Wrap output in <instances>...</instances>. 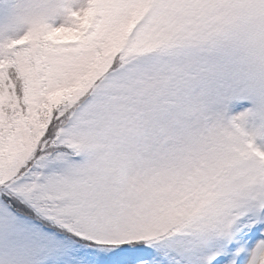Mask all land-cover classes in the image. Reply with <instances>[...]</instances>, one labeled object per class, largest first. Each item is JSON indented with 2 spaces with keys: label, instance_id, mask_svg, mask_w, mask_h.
<instances>
[{
  "label": "snow or ice",
  "instance_id": "1",
  "mask_svg": "<svg viewBox=\"0 0 264 264\" xmlns=\"http://www.w3.org/2000/svg\"><path fill=\"white\" fill-rule=\"evenodd\" d=\"M0 264H264V0H0Z\"/></svg>",
  "mask_w": 264,
  "mask_h": 264
}]
</instances>
